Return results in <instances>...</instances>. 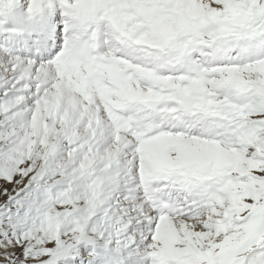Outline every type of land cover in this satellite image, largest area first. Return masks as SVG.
Wrapping results in <instances>:
<instances>
[{
    "label": "snow or ice",
    "instance_id": "1",
    "mask_svg": "<svg viewBox=\"0 0 264 264\" xmlns=\"http://www.w3.org/2000/svg\"><path fill=\"white\" fill-rule=\"evenodd\" d=\"M0 264H264V0H0Z\"/></svg>",
    "mask_w": 264,
    "mask_h": 264
}]
</instances>
